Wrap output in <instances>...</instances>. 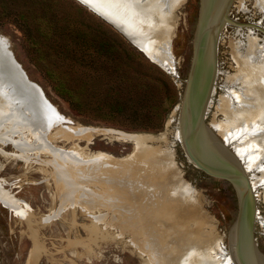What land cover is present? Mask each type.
<instances>
[{"label": "rangeland", "instance_id": "374dc122", "mask_svg": "<svg viewBox=\"0 0 264 264\" xmlns=\"http://www.w3.org/2000/svg\"><path fill=\"white\" fill-rule=\"evenodd\" d=\"M257 1L232 2L204 117L217 138L236 153L233 143H227L213 123L223 119L221 104L241 85L236 81L238 49H247L249 40L264 46V8ZM175 16L174 68L169 70L82 0H0V35L28 78L72 121L49 126L32 110L25 109L28 114L20 117L0 108V184L29 205L24 219L0 200V264H153L144 245L134 243L136 234L123 229L122 217L130 212L124 211L121 201L112 205L114 199H108L110 205L105 204L107 195L95 173L92 181L83 182L68 172L69 184L77 188L69 193L57 179L53 164L55 149L62 154L72 151L84 157L104 154L128 159L135 144L122 136L130 134L153 136L146 143L163 161H167L166 153L173 154L172 168L194 199L184 203L200 204L202 228L210 236L204 246L210 256L234 264L229 245L240 211V190L232 180L196 166L179 138L181 104L199 25L198 0H182ZM15 119H19L16 124ZM76 127L99 132L71 138L66 131ZM24 141L26 152L18 147ZM241 161L255 199L252 236L264 255V168ZM64 163L70 166L69 161ZM193 223L188 227H194Z\"/></svg>", "mask_w": 264, "mask_h": 264}, {"label": "bare ground", "instance_id": "6f19581e", "mask_svg": "<svg viewBox=\"0 0 264 264\" xmlns=\"http://www.w3.org/2000/svg\"><path fill=\"white\" fill-rule=\"evenodd\" d=\"M181 1L94 0L90 6L104 13L129 38L148 52L153 60L171 70L174 68L171 41L177 22L175 9ZM257 2L264 8V0ZM198 44L199 28L195 41L194 70L190 81L188 107L189 121L191 127H194L190 132L192 150L197 159L208 164L215 171L231 175L240 190L244 208L239 223L230 233L229 245V253L234 264H264V256L254 249L251 230L253 220L251 207L254 196L250 191L252 188H248L247 183L250 184V179L241 161L244 159L246 166L258 164L259 167L264 168V46H256L249 40L247 49L244 51L238 49L236 81H239L241 85L225 98L226 103L221 104L223 119L213 123L225 141L233 143L237 154L230 150L225 142L215 137L214 130H208L196 122L202 113V103L209 90V98L211 97L217 72L215 58L195 111ZM0 108L6 109L5 111L10 110L20 117L26 114L25 109L32 110L35 116L49 126L72 123L46 97L40 85L28 78L15 56L12 55L8 42L1 35ZM16 121L19 119H15L13 123ZM66 132L71 138L92 137L99 130L76 127ZM122 137L133 140L135 144L133 156L124 160L104 154L93 157L79 156L72 151L62 154L55 149L56 152L53 151L55 174L57 179L63 182L65 191L69 193L77 191V188L68 182V172L83 182L92 181V174L95 173L96 182L104 186V192L107 195L106 198L104 197L105 204L110 205L107 204L108 199H114L112 205H116V201H121L124 211L130 212V215L125 214L122 217L123 229L136 234L134 243L144 245V250L151 255L153 264H178L181 259L182 264H224L210 256L208 248L205 247L204 240L210 236L205 234L202 228L204 217L200 212V204L184 203L194 199L190 196L191 190L181 179L179 172L172 168L173 154L166 153L167 161H163L156 157L152 146L146 143L149 136L130 134ZM179 138L184 140L181 131ZM18 147L23 152L27 151L25 141ZM39 151L41 150L37 149V153ZM64 161H69L70 166H62ZM64 167L69 168V171L64 170ZM240 169L245 172L247 178L241 175ZM184 188H187V191H184ZM0 200L22 218H28L29 205L17 199L9 190H5L1 184ZM192 222L195 226L188 227ZM139 238L142 242L138 241ZM217 239L215 238L214 241Z\"/></svg>", "mask_w": 264, "mask_h": 264}, {"label": "water", "instance_id": "95a60500", "mask_svg": "<svg viewBox=\"0 0 264 264\" xmlns=\"http://www.w3.org/2000/svg\"><path fill=\"white\" fill-rule=\"evenodd\" d=\"M232 2L233 0H198L199 44H198V65H197L195 111L198 106L199 100L201 98L202 92L204 90L205 84L207 82L208 76L210 74L211 68L213 66L214 60L216 58L217 52L219 50L220 44L222 42L223 36L225 34L226 28L228 26L230 16H231ZM196 36H197V33H196ZM129 39L132 43H134V41L131 38ZM195 41H196V38H195ZM19 66L22 69L20 64ZM193 70H194V62L192 64L190 74L187 80L186 88L184 91V97H183L182 104H181V110H180L181 132H183V135H184V140L182 139L184 149L186 151L187 156L190 158V160L202 170L208 172L209 174L213 176L220 177V178H227L234 182V179L231 177V175L227 173L215 171V169L210 167L208 164H205L201 162L199 159H197L193 153L190 132L193 131L192 129H194V127H191L189 117H188V107H189V97H190L189 90H190V81H191ZM209 96H210V90L208 91L207 95L204 97V100L202 103V113H200V116L197 118L196 122L198 125L201 124L204 127L208 128V130H212L204 122L205 112H206V109L210 101ZM214 134H215V137L217 138L216 133ZM148 136L153 137L151 135H148ZM239 172L242 173L241 174L242 176H246L243 170L240 169ZM247 185H248V188L249 187L250 189L252 188L251 184L247 183ZM250 191L252 194L253 189H251ZM239 198H240V211H239V215H238L236 222L231 228V231L236 226V224L239 223L242 217V213H243L244 202L240 194H239ZM251 209H252V216H253V220L251 223V230H253V222L256 218L255 217L256 208H255L254 198L252 200ZM253 244H254L255 251L259 253L260 255H263L262 253L258 251L254 242Z\"/></svg>", "mask_w": 264, "mask_h": 264}, {"label": "snow or ice", "instance_id": "6c2138e0", "mask_svg": "<svg viewBox=\"0 0 264 264\" xmlns=\"http://www.w3.org/2000/svg\"><path fill=\"white\" fill-rule=\"evenodd\" d=\"M82 2L88 5H92L94 3V0H82Z\"/></svg>", "mask_w": 264, "mask_h": 264}]
</instances>
